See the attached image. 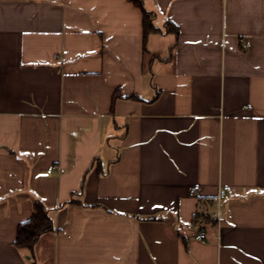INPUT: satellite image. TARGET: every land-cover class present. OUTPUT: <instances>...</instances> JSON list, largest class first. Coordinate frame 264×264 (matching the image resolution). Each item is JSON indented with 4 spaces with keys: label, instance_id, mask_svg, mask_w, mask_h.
Wrapping results in <instances>:
<instances>
[{
    "label": "crops",
    "instance_id": "0c3cea01",
    "mask_svg": "<svg viewBox=\"0 0 264 264\" xmlns=\"http://www.w3.org/2000/svg\"><path fill=\"white\" fill-rule=\"evenodd\" d=\"M141 1L0 0V264H264V0Z\"/></svg>",
    "mask_w": 264,
    "mask_h": 264
},
{
    "label": "trees",
    "instance_id": "16d2710c",
    "mask_svg": "<svg viewBox=\"0 0 264 264\" xmlns=\"http://www.w3.org/2000/svg\"><path fill=\"white\" fill-rule=\"evenodd\" d=\"M133 5L142 10L143 38L146 41L149 34L159 33L152 23V17L142 5L141 0H129ZM54 230L53 221L48 216V210L41 203H34L30 219L20 224L17 229L14 246L19 250L31 251L38 239Z\"/></svg>",
    "mask_w": 264,
    "mask_h": 264
},
{
    "label": "built area",
    "instance_id": "2783aa9c",
    "mask_svg": "<svg viewBox=\"0 0 264 264\" xmlns=\"http://www.w3.org/2000/svg\"><path fill=\"white\" fill-rule=\"evenodd\" d=\"M199 190V187L198 186H194L193 188H191L189 190V194L191 196H194ZM227 192H228V187L227 186H223L220 190V192L218 193V199L219 200H222L226 197L227 195ZM197 239L200 240V241H204L205 240V231L204 230H201L200 233L197 235Z\"/></svg>",
    "mask_w": 264,
    "mask_h": 264
},
{
    "label": "rangeland",
    "instance_id": "374dc122",
    "mask_svg": "<svg viewBox=\"0 0 264 264\" xmlns=\"http://www.w3.org/2000/svg\"><path fill=\"white\" fill-rule=\"evenodd\" d=\"M43 261H45V260H43ZM47 261V263L46 264H48L49 262H48V259L46 260ZM40 264V263H39Z\"/></svg>",
    "mask_w": 264,
    "mask_h": 264
}]
</instances>
